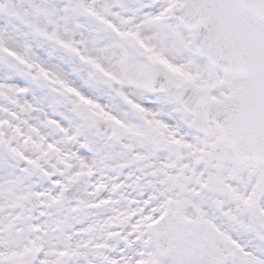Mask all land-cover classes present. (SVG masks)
<instances>
[{"label": "snow or ice", "instance_id": "6c2138e0", "mask_svg": "<svg viewBox=\"0 0 264 264\" xmlns=\"http://www.w3.org/2000/svg\"><path fill=\"white\" fill-rule=\"evenodd\" d=\"M0 264H264V0H0Z\"/></svg>", "mask_w": 264, "mask_h": 264}]
</instances>
